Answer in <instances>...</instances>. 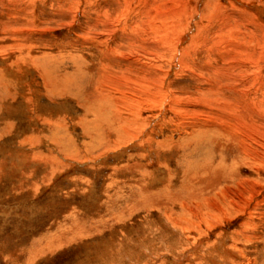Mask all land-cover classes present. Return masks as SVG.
<instances>
[{"label": "rangeland", "instance_id": "obj_1", "mask_svg": "<svg viewBox=\"0 0 264 264\" xmlns=\"http://www.w3.org/2000/svg\"><path fill=\"white\" fill-rule=\"evenodd\" d=\"M262 22L0 0V264H264Z\"/></svg>", "mask_w": 264, "mask_h": 264}, {"label": "bare ground", "instance_id": "obj_2", "mask_svg": "<svg viewBox=\"0 0 264 264\" xmlns=\"http://www.w3.org/2000/svg\"><path fill=\"white\" fill-rule=\"evenodd\" d=\"M257 1H258V0H257ZM206 2H207V1H206ZM255 2H256V1H255ZM259 3H260V1H259ZM213 4H214V3H213ZM248 4H249V3H248ZM207 5H209V4H207ZM206 7H207V6H206ZM258 8H259V7H258ZM259 9H260V8H259ZM209 11H210V10H209ZM223 11H224V10H223ZM260 11H262V10H260ZM221 12H222V11H221ZM219 13H220V12H219ZM237 13H238V12H237ZM248 13H250V12H248ZM258 13H259V12H258ZM258 13H257V15H258ZM261 13H262V12H261ZM261 13H260V14H261ZM208 14H209V13H208ZM243 14H244V13H243ZM243 14H242V15H243ZM252 15H253V14H252ZM219 16H220V15H219ZM223 16H224V15H223ZM206 17H207V16H206ZM259 18H260V17H259ZM215 20H216V19H215ZM216 21H217V20H216ZM220 21H221V20H220ZM210 22H211V21H210ZM259 22H260V21H259ZM221 23H222V22H221ZM251 23H252V22H251ZM262 23H264V22H262ZM254 24H255V23H254ZM257 25H258V24H257ZM220 26H221V25H220ZM252 26H253V25H252ZM212 27H213V26H212ZM257 27H258V26H257ZM261 27H262V26H261ZM253 28H255V27H253ZM262 28H264V27H262ZM259 29H260V27H259ZM252 31H253V30H252ZM255 31H256V30L254 29V32H255ZM257 31H258V30H257ZM261 31H262V30H261ZM251 34H252V33H251ZM255 35H256V34H255ZM251 36H252V35H251ZM253 36H254V35H253ZM253 36H252V37H253ZM228 37H231V35L228 36ZM252 37H250V38H252ZM250 38H249V39H250ZM204 39H206V38H204ZM230 39H231V38H230ZM258 39H260V38H258ZM198 41H199V40H198ZM227 41H228V40H227ZM217 43H218V42H217ZM170 49H171V48H170ZM193 49H194V48H193ZM132 50H133V49H132ZM241 50H242V49H241ZM244 52H245V51H244ZM254 52H255V51H254ZM256 52H257V51H256ZM255 54H256V53H255ZM247 55H248V54H247ZM126 63H127V62H126ZM261 68H262V67H261ZM258 70H259V69H258ZM252 75H253V74H252ZM248 95H249V94H248ZM254 95H255V94H254ZM224 105H225V104H224ZM125 119H126V118H125ZM128 119H129V118H128ZM123 123H124V121H123ZM125 123H126V122H125ZM125 123H124V124H125ZM112 125H114V124H112ZM119 125H120V124H119ZM121 125H122V124H121ZM121 125H120V126H121ZM190 126H191V125H190ZM116 127H117V126H116ZM191 128H192V127H191ZM193 128H194V127H193ZM117 129H119V128L117 127ZM123 129H124V128H123ZM198 131H199V130H198ZM203 134H204V133H203ZM205 137H206V136H205ZM209 137H210V136H209ZM182 140H183V139H182ZM182 140H181V141H182ZM209 140H210V139H209ZM188 141H189V140H188ZM178 144H179V143H178ZM166 145H167V144H166ZM174 219H175V217H174ZM170 224H171V223H170ZM166 229H167V228H166ZM164 231H165V230H164ZM183 231H184V230H183ZM182 233H183V232H182ZM197 236H198V235H197ZM187 238H188V237H187ZM193 239H194V238H193ZM188 240H189V238H188ZM192 243H193V242H192ZM222 244H223V243H222ZM188 245H189V244H188ZM211 245H212V244H209V246H211ZM207 246H208V245H207ZM135 248H136V247H135ZM146 248H147V247H146ZM227 249H228V248H226L225 250H223V252L225 253V251H226V253H228V252H227ZM219 252H220V251H219ZM214 253H215V252H214ZM217 254H218V253H217ZM217 254H216V255H217ZM219 255H221V254H219ZM108 257H109V256H108ZM219 257H220V256H219ZM222 257H224V254H223ZM229 258H230V257H229ZM223 259H224V258H223ZM221 260H222V259H221ZM229 260H230V259H229ZM232 260H234V259L232 258ZM221 263H222V262H221Z\"/></svg>", "mask_w": 264, "mask_h": 264}]
</instances>
